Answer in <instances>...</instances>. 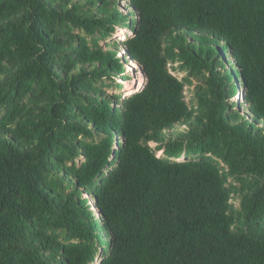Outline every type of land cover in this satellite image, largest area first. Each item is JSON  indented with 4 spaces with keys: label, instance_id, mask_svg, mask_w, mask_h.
Returning <instances> with one entry per match:
<instances>
[{
    "label": "trees",
    "instance_id": "16d2710c",
    "mask_svg": "<svg viewBox=\"0 0 264 264\" xmlns=\"http://www.w3.org/2000/svg\"><path fill=\"white\" fill-rule=\"evenodd\" d=\"M121 1L0 0V264H264V0Z\"/></svg>",
    "mask_w": 264,
    "mask_h": 264
},
{
    "label": "rangeland",
    "instance_id": "374dc122",
    "mask_svg": "<svg viewBox=\"0 0 264 264\" xmlns=\"http://www.w3.org/2000/svg\"><path fill=\"white\" fill-rule=\"evenodd\" d=\"M126 3H128V0H122L121 1V7L125 8ZM134 33L130 30L127 29H117L116 34L114 35L113 39L111 41H107V42H103L102 46L106 47L107 44H111V43H119V42H123L125 40H127L128 38H132L134 37ZM120 57V56H119ZM172 73L179 78L180 80H184L187 77V74H184L182 72H174L172 71ZM129 76H130V81L124 82L122 80L118 81L120 84L123 85V88H118L113 86L112 88H107L106 91L109 94L115 95V94H119L122 95L123 98H127L133 94H130L131 91L134 88H138V86L140 85V83L142 84L140 91L144 90L145 86H146V80L145 77L143 76V74L140 72V70L137 68L135 62L131 63V69L129 70ZM196 87V82L194 80H192V86L190 88H186V97L188 99V101H192L193 97H194V89ZM234 100H240V97L235 98ZM154 148H157L156 145H153ZM158 155L160 157H162L163 155L161 153H158ZM239 204L236 203V207H238ZM95 264H100V259L98 258Z\"/></svg>",
    "mask_w": 264,
    "mask_h": 264
},
{
    "label": "bare ground",
    "instance_id": "6f19581e",
    "mask_svg": "<svg viewBox=\"0 0 264 264\" xmlns=\"http://www.w3.org/2000/svg\"><path fill=\"white\" fill-rule=\"evenodd\" d=\"M141 86H142V84L140 83V85L138 86V88L136 89V88H134L132 91H131V93L130 94H135V93H137V92H140V88H141Z\"/></svg>",
    "mask_w": 264,
    "mask_h": 264
}]
</instances>
